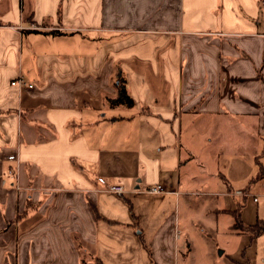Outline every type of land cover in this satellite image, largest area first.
<instances>
[{
	"label": "crops",
	"instance_id": "1",
	"mask_svg": "<svg viewBox=\"0 0 264 264\" xmlns=\"http://www.w3.org/2000/svg\"><path fill=\"white\" fill-rule=\"evenodd\" d=\"M262 181L264 0H0V264H198Z\"/></svg>",
	"mask_w": 264,
	"mask_h": 264
},
{
	"label": "rangeland",
	"instance_id": "2",
	"mask_svg": "<svg viewBox=\"0 0 264 264\" xmlns=\"http://www.w3.org/2000/svg\"><path fill=\"white\" fill-rule=\"evenodd\" d=\"M262 182L264 183V181ZM245 183L241 184L244 185ZM258 185L251 191L257 193L256 202H253L250 196H246L244 199L239 198V204H243L240 207L239 219L243 225L248 227L254 224H258V226L264 224V187H260V183ZM239 232L236 237L224 234V244L217 245L216 248H213L209 241L204 240L202 237H197V240L192 245L196 253L195 256L198 258L197 263L207 264L204 256L211 251L219 255V257L215 258L219 263L264 264V233L254 235L253 231L249 229ZM223 248L224 253H220Z\"/></svg>",
	"mask_w": 264,
	"mask_h": 264
},
{
	"label": "trees",
	"instance_id": "3",
	"mask_svg": "<svg viewBox=\"0 0 264 264\" xmlns=\"http://www.w3.org/2000/svg\"><path fill=\"white\" fill-rule=\"evenodd\" d=\"M115 80H116V86H117V94H116V97H114L113 99H107V104L110 106H115V105L130 106L132 104V100L128 95L127 89L124 85L123 78L119 77V74H118L116 75ZM235 219L236 220L238 219V216L236 213H235ZM237 223L242 229H244L239 221ZM245 228L252 230L254 235L264 233V224H262V226L260 225L258 226V224H254L250 227H245Z\"/></svg>",
	"mask_w": 264,
	"mask_h": 264
},
{
	"label": "built area",
	"instance_id": "4",
	"mask_svg": "<svg viewBox=\"0 0 264 264\" xmlns=\"http://www.w3.org/2000/svg\"><path fill=\"white\" fill-rule=\"evenodd\" d=\"M11 85L20 87L21 85H24V81L21 75H18L15 79L11 81ZM99 182L102 184L101 191L115 194V195H121L126 191V189L123 187L120 183H107L103 178L98 179ZM162 188L160 185H151L145 189V192L147 193H158L161 192ZM253 200H256V197L253 196Z\"/></svg>",
	"mask_w": 264,
	"mask_h": 264
}]
</instances>
